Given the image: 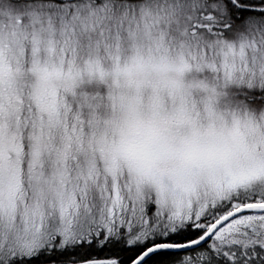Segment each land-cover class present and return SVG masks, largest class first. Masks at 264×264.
Returning a JSON list of instances; mask_svg holds the SVG:
<instances>
[{"label":"snow or ice","instance_id":"1","mask_svg":"<svg viewBox=\"0 0 264 264\" xmlns=\"http://www.w3.org/2000/svg\"><path fill=\"white\" fill-rule=\"evenodd\" d=\"M0 264H264V0H0Z\"/></svg>","mask_w":264,"mask_h":264}]
</instances>
